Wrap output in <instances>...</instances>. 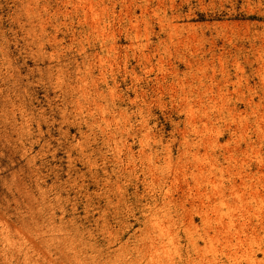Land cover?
<instances>
[{"label":"rangeland","instance_id":"rangeland-1","mask_svg":"<svg viewBox=\"0 0 264 264\" xmlns=\"http://www.w3.org/2000/svg\"><path fill=\"white\" fill-rule=\"evenodd\" d=\"M263 76L264 0H0V264H264Z\"/></svg>","mask_w":264,"mask_h":264},{"label":"bare ground","instance_id":"bare-ground-1","mask_svg":"<svg viewBox=\"0 0 264 264\" xmlns=\"http://www.w3.org/2000/svg\"><path fill=\"white\" fill-rule=\"evenodd\" d=\"M263 78H264V76H263ZM251 87V86H250ZM264 90V89H263ZM249 97V96H248ZM247 98V97H246ZM251 98V97H250ZM249 98V99H250ZM253 98V97H252ZM248 99V101H250ZM253 102V101H252ZM219 103H213V105L214 106H217ZM227 105V104H226ZM264 106V105H263ZM219 110H220V116L221 117H225V116H228L229 117V115L230 116H232V114L230 113V111L228 110V108L225 106V105H220V107H219ZM192 111V110H191ZM246 111V110H245ZM253 111H254V108H253ZM247 112V111H246ZM233 113V112H232ZM237 113V112H236ZM248 113V112H247ZM234 115V114H233ZM235 117H236V115H235ZM259 117V116H258ZM232 118V117H231ZM192 120V119H191ZM247 120V119H246ZM245 120V121H246ZM253 121V120H252ZM251 121V122H252ZM259 121V120H258ZM263 121V120H262ZM261 121V122H262ZM193 122V121H192ZM244 122V121H243ZM194 123V122H193ZM260 123V122H259ZM202 124V123H201ZM193 125V124H192ZM245 125V124H244ZM248 125V124H247ZM246 125V126H247ZM262 125H264V123L262 124ZM204 126V125H203ZM199 128H200V126H198ZM205 127V126H204ZM214 127V126H213ZM238 127V126H237ZM245 127V126H244ZM262 128V127H261ZM205 130L207 131V132H210V130H211V127L210 126H207L204 130H200L199 131V133L200 134H202L201 136L203 137L204 136V134H206L207 132H205ZM198 133V134H199ZM251 133V132H250ZM196 134V133H195ZM207 136H209L208 134H207ZM211 136V135H210ZM260 136V135H259ZM198 137V136H197ZM201 137V138H202ZM205 137V136H204ZM212 137V136H211ZM186 138V137H185ZM142 139V138H141ZM240 139V138H239ZM202 140V139H201ZM203 140H204V138H203ZM212 140V139H211ZM252 140V139H251ZM185 142V141H184ZM204 144V143H203ZM207 144V143H206ZM254 144V143H253ZM206 147V146H205ZM257 147V146H256ZM257 149V148H256ZM228 150V149H227ZM230 150V149H229ZM260 150V149H259ZM256 151V150H255ZM258 151V150H257ZM205 152V151H204ZM168 154V153H167ZM230 155H232L231 153H230ZM209 156V155H208ZM231 157V156H230ZM180 158V157H179ZM167 159H168V157H167ZM156 160V159H155ZM242 161V160H241ZM240 161V162H241ZM121 162V161H120ZM223 164V163H222ZM201 165V164H200ZM221 165V164H220ZM241 166V165H240ZM198 167V166H197ZM212 169V168H211ZM201 171H202V169H201ZM211 171V170H210ZM205 172V171H204ZM216 172V171H215ZM240 173V172H239ZM206 177H208V176H206ZM212 177H213V174H212ZM210 178H211V176H210ZM212 179V178H211ZM214 179V178H213ZM199 180V179H198ZM221 180V179H220ZM233 181V180H232ZM249 183V182H248ZM196 185V184H195ZM235 185H236V183H235ZM220 186V185H219ZM242 188V187H241ZM235 191V190H234ZM254 192V191H253ZM255 195H257V194H255ZM223 197V196H222ZM245 197V196H244ZM257 197V196H256ZM215 199V198H214ZM254 199V198H253ZM259 202V201H258ZM211 205V204H210ZM236 205V204H235ZM213 207H214V205H213ZM232 208V207H231ZM239 209H240V207H238ZM204 210V209H203ZM229 214V213H228ZM206 217H207V215H205ZM239 216V215H238ZM218 218V217H217ZM237 219V218H236ZM226 220V219H225ZM234 222H236V221H234ZM219 223H220V219H219ZM218 225V224H217ZM234 226V225H233ZM237 226V225H236ZM217 228V227H216ZM220 228V227H219ZM218 229V228H217ZM224 229V228H223ZM221 230V229H220ZM219 230V231H220ZM236 230V229H235ZM226 232V231H225ZM236 232V231H235ZM171 233V232H170ZM215 233V232H214ZM221 233V232H220ZM229 233V232H228ZM233 233V232H232ZM222 234V233H221ZM238 234V233H237ZM210 239V238H209ZM241 240V239H240ZM213 244V243H212ZM228 247V246H227ZM231 247V246H230ZM249 249V248H248ZM250 249H251V247H250ZM249 249V250H250ZM216 251V250H215ZM234 251V250H233ZM236 252V251H235ZM252 252V251H251ZM239 253V252H238ZM242 253V252H241ZM240 254V253H239ZM251 254V253H250ZM254 254V253H253ZM236 256V255H235ZM240 257V256H239ZM251 259V258H250ZM254 259H255V257H254ZM257 259V258H256Z\"/></svg>","mask_w":264,"mask_h":264}]
</instances>
